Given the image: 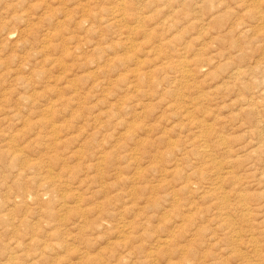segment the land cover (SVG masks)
Wrapping results in <instances>:
<instances>
[{
  "label": "rangeland",
  "instance_id": "rangeland-1",
  "mask_svg": "<svg viewBox=\"0 0 264 264\" xmlns=\"http://www.w3.org/2000/svg\"><path fill=\"white\" fill-rule=\"evenodd\" d=\"M254 1L0 0V119L17 113L0 122V146L38 168L25 205L18 165L0 169V201L17 204L0 256L264 264V0ZM25 211L15 250L6 225Z\"/></svg>",
  "mask_w": 264,
  "mask_h": 264
},
{
  "label": "bare ground",
  "instance_id": "bare-ground-1",
  "mask_svg": "<svg viewBox=\"0 0 264 264\" xmlns=\"http://www.w3.org/2000/svg\"><path fill=\"white\" fill-rule=\"evenodd\" d=\"M254 1V0H253ZM255 2V1H254ZM257 3V2H256ZM250 6V5H249ZM251 6H252V4H251ZM117 15V14H116ZM139 75V74H138ZM142 77V76H141ZM17 79V78H16ZM2 97V96H1ZM1 101H2V99H1ZM16 106V105H15ZM10 107V106H9ZM10 109V108H9ZM13 111H15L14 109H13ZM19 111V110H18ZM12 114V116L14 115V116H16V114L13 112H6V113H3L2 115L3 116H1V119H0V122L1 121H4V120H6V119H8L9 118V116ZM97 119V118H96ZM7 121V120H6ZM198 122H196V124H197ZM199 124V123H198ZM198 126V125H197ZM200 127V126H199ZM195 128H196V126H195ZM195 131H196V129H195ZM199 131H201V130H199ZM1 132V131H0ZM197 132V131H196ZM195 132V133H196ZM2 133V132H1ZM8 133V132H7ZM204 133V132H203ZM14 134V133H13ZM206 134V133H205ZM213 134V133H212ZM10 135V134H9ZM197 135V134H196ZM3 136V135H2ZM11 136V135H10ZM200 136V135H199ZM202 136V135H201ZM211 136V135H210ZM214 136V135H213ZM13 136H11L10 137V139L12 138ZM205 137H206V135H205ZM6 139V138H5ZM5 139H1V141L0 142H3ZM14 139H15V137H14ZM14 139H12V140H14ZM201 139V138H200ZM218 139V138H217ZM217 139H215V140H217ZM202 140V139H201ZM6 141V140H5ZM10 142V141H9ZM12 142V141H11ZM219 142H222L221 140L219 141ZM13 143V142H12ZM11 143V144H12ZM203 143V142H202ZM223 143V142H222ZM4 144V143H3ZM14 144V143H13ZM200 144V143H199ZM204 144V143H203ZM202 144V145H203ZM205 145V144H204ZM9 146V145H8ZM13 147H15V145L13 146ZM11 148V147H10ZM7 149V148H5L4 149V147L2 148L1 146H0V169L2 168H5V167H10V166H17V168L15 169V178H17L19 181H18V183L17 184H22V190L20 191V192H18V194L16 193L15 194V198L17 199L18 198V200H20V201H22L23 203H24V205L25 204H27V203H33L34 202V194H33V191H30V190H28V189H25L26 188V186L24 185V184H29V183H35V177H34V175H35V173H36V169H38L37 168V166L35 165V163H32V162H27V160L25 161L24 159H21L20 158V156L18 155L19 153H21V152H19V153H17L16 151H12V149ZM16 148V147H15ZM7 149V150H6ZM17 149V148H16ZM205 149V148H204ZM18 150H20V149H18ZM202 151V150H201ZM205 153V152H204ZM20 155H22V154H20ZM22 157V156H21ZM15 167H13V168H15ZM217 169H219V168H217ZM0 172L3 174V172L0 170ZM39 172V171H38ZM8 173V172H7ZM198 173V172H197ZM8 175H10L9 173H8ZM13 175V174H12ZM199 175H200V173H199ZM11 176H9V178H10ZM48 177V176H47ZM11 178H13L14 179V177L12 176ZM10 181V180H9ZM11 183V182H10ZM12 185H13V182H12ZM25 186V187H24ZM34 186V185H33ZM33 186H32V188H33ZM13 188H14V186H12ZM30 186H28V188H29ZM213 187V186H212ZM1 189V188H0ZM10 190H11V188H10ZM14 190V189H13ZM33 190V189H32ZM12 191V190H11ZM4 192H6V191H4ZM13 192V191H12ZM239 193H240V191H239ZM6 194H7V192H6ZM10 194H12V193H10ZM10 194H9V196H10ZM14 194V193H13ZM4 195V194H3ZM9 196H7V197H9ZM239 196V195H238ZM13 197H14V195H13ZM240 197V196H239ZM10 198H11V196H10ZM15 198H13V202H11V203H7V202H9V201H7V200H11V199H9V198H7L5 201H0V224H2L3 222H6V221H3L4 219L6 220H8L9 219V216L11 215V217H12V214L14 215V210H16V203H14L15 202ZM242 198V197H241ZM243 198H245V197H243ZM242 198V199H243ZM240 199V198H239ZM26 209V208H25ZM29 209V208H28ZM45 210V209H44ZM17 211V210H16ZM27 212L28 211H25L24 212V214H23V216L21 217V219H19V224L17 225L16 223H15V225L16 226H14L12 223L14 222L13 220H11V218H10V220L11 221H13L12 223H8L6 226L8 227V232L10 231V233H11V236H10V238L12 237L14 240H12V244H13V246H12V244L10 243L9 245H10V247L11 248H13V249H17V248H19V245H20V243L18 242V238L16 237L17 236V233H18V231L21 229V228H23V227H25V228H27V224L28 223H30L31 222V220H30V218H29V214H30V212H29V214L27 215ZM26 213V214H25ZM47 214V213H46ZM48 216V215H47ZM225 216V215H224ZM28 218H29V220H28ZM10 220H9V222H10ZM18 220V219H17ZM226 220V219H225ZM228 220V219H227ZM230 221V220H229ZM34 223V222H33ZM33 223L32 224H30L31 226L33 225ZM221 223H223V222H221ZM222 225V224H221ZM225 225V224H224ZM5 226V227H6ZM31 226H29V227H31ZM21 227V228H20ZM33 227H35V226H33ZM0 229H1V232H2V228L0 227ZM30 229V228H29ZM32 229V228H31ZM35 229V228H34ZM4 231V230H3ZM6 232V231H5ZM28 232H30L29 230H28ZM34 232H35V230H34ZM31 233H33V232H31ZM5 234H7V233H5ZM25 234H26V232H25ZM28 234H30V233H28ZM45 234V233H44ZM10 235V234H9ZM31 235H33V234H31ZM1 236H3V232H2V235ZM1 236H0V239H1ZM6 236V235H5ZM29 236V235H28ZM34 236V235H33ZM9 237V236H8ZM43 237V236H42ZM168 237V236H167ZM7 238V237H6ZM6 238H5V240H6ZM27 238V237H26ZM25 238V239H26ZM37 238V237H36ZM45 238V237H44ZM43 238V239H44ZM49 238V237H48ZM29 239H31V237L29 238ZM2 240H4L3 238H2ZM8 240V239H7ZM32 240V239H31ZM48 240V239H47ZM46 240V241H47ZM28 241V240H27ZM41 241V240H40ZM0 242H2V241H0ZM8 242V241H7ZM39 242V241H38ZM48 242V241H47ZM50 242V241H49ZM25 243V242H24ZM23 243V244H24ZM40 243V242H39ZM2 244H3V242H2ZM43 244H44V241H43ZM50 246H51V244L50 243H48ZM48 244H44V246L42 247V248H44L45 246L46 247H50V246H48ZM8 245V244H7ZM27 244H25L24 246H26ZM34 245H35V241H34ZM23 246V245H22ZM2 248V246H0V249ZM7 248H8V246H7ZM29 248V246L26 248V249H28ZM39 248V247H38ZM259 248V247H258ZM10 249V248H9ZM9 249H8V251H9ZM13 249L10 251V252H12L13 251ZM22 249H24V247L22 248ZM38 250V249H37ZM44 250V249H43ZM188 250V249H187ZM192 250V249H191ZM260 250V249H259ZM3 250H1L0 252H2ZM18 251V250H17ZM21 251V250H20ZM45 251V250H44ZM5 253H7L6 252V250L4 251ZM23 252H25V250L23 251ZM22 252V253H23ZM39 252V251H38ZM37 251L35 252V253H38ZM15 253V252H14ZM9 254V253H7V254H9V255H5L6 257H7V259H5V261L7 260V262H8V264H18V262L20 261L19 260V256H17V254ZM30 253V252H29ZM34 253V252H33ZM40 253V252H39ZM259 253V252H258ZM46 254V253H45ZM43 252L42 253H40V254H38L37 256H31V257H29V260H27V262H23V261H25V260H23L22 258H23V256H22V262H23V264H39V262L40 261H45V262H48L49 260L48 259H50V258H46L44 255H45ZM82 254V253H81ZM24 255V254H23ZM5 256H0V257H2V259H4V257ZM46 256H49L50 257V255H47L46 254ZM118 256V255H117ZM124 256V255H123ZM260 256V255H259ZM5 257V258H6ZM120 256H118L117 257V259L119 258ZM128 258V257H127ZM150 257H149V254L147 255V256H141L140 257V259H143V261H146L147 259H149ZM27 259V258H26ZM52 259V258H51ZM50 259V260H51ZM85 259V262L86 261H90L91 260V258H89V257H85L84 258ZM117 259H116V261H117ZM264 259V258H263ZM19 260V261H18ZM48 260V261H47ZM114 260V259H113ZM119 260H121V259H119ZM118 260V261H119ZM135 260V259H134ZM137 260H139V259H137ZM261 260V259H260ZM3 262V264L5 263L6 264V262ZM20 261V262H21ZM115 261V262H116ZM172 261V260H171ZM45 262H41L42 264H46ZM91 262H93V260H91L90 261V263ZM95 262V261H94ZM112 262H114V261H112ZM264 262V261H263ZM40 263V264H41ZM50 263H51V261H50ZM53 263V262H52ZM111 263V262H110ZM109 263V264H110ZM147 263V262H146ZM262 263V262H261ZM168 264V263H167ZM169 264H173V262H171V263H169Z\"/></svg>",
  "mask_w": 264,
  "mask_h": 264
}]
</instances>
